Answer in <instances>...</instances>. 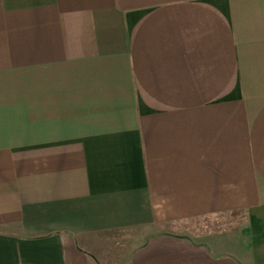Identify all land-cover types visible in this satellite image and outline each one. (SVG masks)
Masks as SVG:
<instances>
[{"label":"crops","instance_id":"crops-1","mask_svg":"<svg viewBox=\"0 0 264 264\" xmlns=\"http://www.w3.org/2000/svg\"><path fill=\"white\" fill-rule=\"evenodd\" d=\"M0 264H264V0H0Z\"/></svg>","mask_w":264,"mask_h":264},{"label":"rangeland","instance_id":"rangeland-1","mask_svg":"<svg viewBox=\"0 0 264 264\" xmlns=\"http://www.w3.org/2000/svg\"><path fill=\"white\" fill-rule=\"evenodd\" d=\"M34 82H38V81H40V80H33ZM11 82V81H10ZM13 82V81H12ZM22 82V79L20 78V79H16V81H15V84H16V89H18V90H24L23 88H24V85L21 83ZM43 82V85H44V81H42ZM42 82H41V84H42ZM14 83V82H13ZM12 83V84H13ZM38 85L40 84V83H37ZM21 88V89H20Z\"/></svg>","mask_w":264,"mask_h":264}]
</instances>
